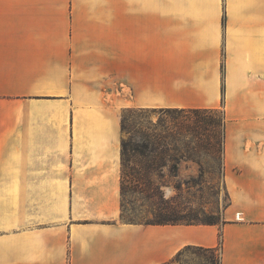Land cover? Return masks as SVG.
Listing matches in <instances>:
<instances>
[{"label":"crops","instance_id":"0c3cea01","mask_svg":"<svg viewBox=\"0 0 264 264\" xmlns=\"http://www.w3.org/2000/svg\"><path fill=\"white\" fill-rule=\"evenodd\" d=\"M222 109V222L121 220L122 115ZM264 264V0H0V264Z\"/></svg>","mask_w":264,"mask_h":264},{"label":"rangeland","instance_id":"374dc122","mask_svg":"<svg viewBox=\"0 0 264 264\" xmlns=\"http://www.w3.org/2000/svg\"><path fill=\"white\" fill-rule=\"evenodd\" d=\"M125 114L121 220L146 224L164 216L183 224H220L231 197L223 154L208 143L215 131L222 133L223 110L204 114V123L186 120L180 110L131 109ZM187 144L193 149L186 151ZM169 264H220V258L189 249Z\"/></svg>","mask_w":264,"mask_h":264},{"label":"trees","instance_id":"16d2710c","mask_svg":"<svg viewBox=\"0 0 264 264\" xmlns=\"http://www.w3.org/2000/svg\"><path fill=\"white\" fill-rule=\"evenodd\" d=\"M180 111H183L186 113V117H185L186 120L194 119L195 123H204V121H205V119L203 117L204 114L215 113L218 110H214V109H189V110H180ZM191 114H193V117L190 116ZM223 114H224V117L221 119V125H220V126H222V129H223L222 133L217 130L212 135H210V138H209L210 142L208 143V145H209L210 149L213 150V152L223 154V174H224V155H225V138H226V118H225L224 111H223ZM126 119H127V116L124 112L122 115V130H124V123H125ZM186 120H185V122H186ZM185 149H186V151H189V150H192L193 148L190 146V144H187L185 146ZM125 151H126V146H125V143L123 140V142H122V159H123ZM121 187H123V182H122ZM161 216H163V215L161 214ZM162 218H166V219H162L156 223H146V224H153V225L183 224V223H177L174 219H167V217H164V216ZM202 224L203 225H212V224H217V223L208 222V223H202ZM185 225H195V224L186 223ZM199 250L206 251L208 253L214 254L215 256H218L220 258V264H221L220 253L217 254L216 251L212 250V249H201V248H199ZM179 256H181V255H179ZM179 256H177V258ZM177 258H175V259H177Z\"/></svg>","mask_w":264,"mask_h":264}]
</instances>
